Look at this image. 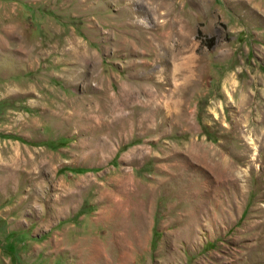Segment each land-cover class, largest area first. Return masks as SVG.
<instances>
[{"label": "rangeland", "instance_id": "1", "mask_svg": "<svg viewBox=\"0 0 264 264\" xmlns=\"http://www.w3.org/2000/svg\"><path fill=\"white\" fill-rule=\"evenodd\" d=\"M0 134V264H264V0H0Z\"/></svg>", "mask_w": 264, "mask_h": 264}, {"label": "trees", "instance_id": "2", "mask_svg": "<svg viewBox=\"0 0 264 264\" xmlns=\"http://www.w3.org/2000/svg\"><path fill=\"white\" fill-rule=\"evenodd\" d=\"M1 137H10V138H14V139H18V140H21V141H25L23 138L19 137V136H16V135H12V134H0ZM68 170H71V171H76V172H81L83 171V169L81 168H68Z\"/></svg>", "mask_w": 264, "mask_h": 264}, {"label": "bare ground", "instance_id": "3", "mask_svg": "<svg viewBox=\"0 0 264 264\" xmlns=\"http://www.w3.org/2000/svg\"><path fill=\"white\" fill-rule=\"evenodd\" d=\"M148 90H149V88H148ZM149 91H151V90H149ZM149 91H147V92H149ZM188 91H189V89H188ZM154 92V91H153ZM132 93V92H131ZM129 95V94H128ZM125 97H126V95H125ZM124 97V98H125ZM131 97V96H130ZM128 98V97H127ZM111 100V99H110ZM113 100V99H112ZM128 105V103H127V100H125V99H122V100H120L118 103H117V105H116V107L118 108V109H123V108H125L126 106ZM154 108V107H153ZM113 109V108H112ZM141 213V212H140Z\"/></svg>", "mask_w": 264, "mask_h": 264}]
</instances>
